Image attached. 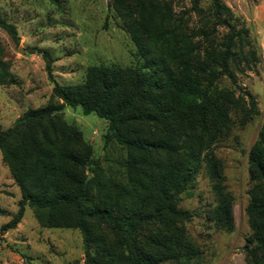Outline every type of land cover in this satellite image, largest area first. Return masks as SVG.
I'll return each mask as SVG.
<instances>
[{
	"label": "trees",
	"instance_id": "obj_1",
	"mask_svg": "<svg viewBox=\"0 0 264 264\" xmlns=\"http://www.w3.org/2000/svg\"><path fill=\"white\" fill-rule=\"evenodd\" d=\"M110 4L145 63L89 67L81 83H54L51 98L59 102L28 109L11 128L0 127L2 159L21 195L1 231L15 228L27 205L40 226L79 232L84 264H201L202 252L184 227L191 214L178 204L183 193L190 195L203 166L215 198L210 220L217 230L233 231V201L212 147L255 118L256 102L246 91L234 98L215 84L222 76L235 83L231 69H249L256 61L254 49L246 29L235 31L220 18L229 10L219 0L211 5L216 22L228 29L222 48L197 61L195 45L166 0ZM0 28L18 41L14 25L1 16ZM40 53L51 79L54 60L47 51ZM11 83L14 78L0 55V85ZM66 106L107 122L111 137L126 150L124 182L103 176L90 146L63 120ZM247 163L252 187L245 209L250 227L246 259L264 264V124Z\"/></svg>",
	"mask_w": 264,
	"mask_h": 264
},
{
	"label": "rangeland",
	"instance_id": "obj_2",
	"mask_svg": "<svg viewBox=\"0 0 264 264\" xmlns=\"http://www.w3.org/2000/svg\"><path fill=\"white\" fill-rule=\"evenodd\" d=\"M166 1L175 22L195 45L196 61L206 53L221 50L228 29L216 22L211 0ZM110 2L0 0V16L14 25L18 36V41L14 42L0 28V55L14 78V83L0 85L1 129L11 128L28 109L59 102L51 98L54 83L63 86L81 83L92 66L125 69L145 63ZM219 2L229 10L220 18L228 20L235 31L247 30L246 36L256 58L243 72L231 69L235 83L222 76L215 84L218 91L234 98L242 97L240 91H246L256 102L255 118L242 128H233L212 147L222 166L224 188L233 201V231L217 230L210 220L215 198L203 166L188 190L190 195L183 193L178 206L191 214L184 227L202 252L201 264H250L246 259L250 227L245 209L252 185L247 157L264 124V0ZM40 50L47 51L54 60L51 79ZM61 115L90 146L91 158L100 163L103 176L124 182L121 165L126 150L111 137L107 122L92 113L84 115L80 107L66 106ZM84 173L88 174L87 179L91 178L90 168ZM20 198L19 188L0 152V264H84L79 232L40 226L34 210L27 205L16 227L1 231V226L16 213Z\"/></svg>",
	"mask_w": 264,
	"mask_h": 264
}]
</instances>
